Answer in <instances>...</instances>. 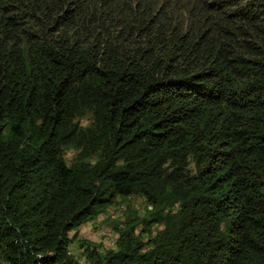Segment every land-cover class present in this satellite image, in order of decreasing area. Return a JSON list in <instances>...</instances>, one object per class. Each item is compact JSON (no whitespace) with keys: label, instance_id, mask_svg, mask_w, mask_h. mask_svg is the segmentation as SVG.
<instances>
[{"label":"trees","instance_id":"16d2710c","mask_svg":"<svg viewBox=\"0 0 264 264\" xmlns=\"http://www.w3.org/2000/svg\"><path fill=\"white\" fill-rule=\"evenodd\" d=\"M1 262L264 264V0H0Z\"/></svg>","mask_w":264,"mask_h":264},{"label":"rangeland","instance_id":"374dc122","mask_svg":"<svg viewBox=\"0 0 264 264\" xmlns=\"http://www.w3.org/2000/svg\"><path fill=\"white\" fill-rule=\"evenodd\" d=\"M84 123H86V121ZM73 156V150H67L65 152V158L68 160V162L73 158ZM147 208L148 206L141 197L130 196L125 199L118 198L116 203L106 208L96 218H94L92 222L82 225L75 233L78 238H82L90 243L95 244H99L101 242L104 248H108L111 246L109 245V240H106L104 236H101L100 234L110 232V234L116 239L117 235L115 231L117 230L115 227L124 226L128 220L135 219L136 216L142 217L146 215ZM161 227V225H155L153 226V229L158 230ZM73 233L74 231H71L70 235ZM102 245L100 246L102 247ZM72 246V252L74 250L76 251L77 249L78 251L76 252L80 253L77 243H73Z\"/></svg>","mask_w":264,"mask_h":264},{"label":"built area","instance_id":"2783aa9c","mask_svg":"<svg viewBox=\"0 0 264 264\" xmlns=\"http://www.w3.org/2000/svg\"><path fill=\"white\" fill-rule=\"evenodd\" d=\"M100 235L101 236L103 235L106 240H109V243H110L109 245H114L115 244L116 239H115V237L113 235H111L109 233H106V232L102 233ZM1 264H6V263L1 262Z\"/></svg>","mask_w":264,"mask_h":264}]
</instances>
